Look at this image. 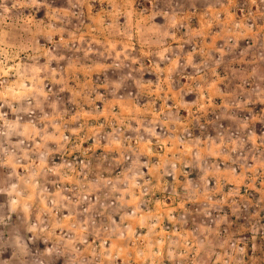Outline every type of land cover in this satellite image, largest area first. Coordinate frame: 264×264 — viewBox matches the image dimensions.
<instances>
[{"label": "rangeland", "instance_id": "rangeland-1", "mask_svg": "<svg viewBox=\"0 0 264 264\" xmlns=\"http://www.w3.org/2000/svg\"><path fill=\"white\" fill-rule=\"evenodd\" d=\"M117 143L124 161L105 149ZM33 146H51L50 219L66 216L58 194L96 225L92 210L116 198L78 180L149 176L143 146H168L189 155L168 173L195 178L182 189L193 218L225 241L264 242V0H0V228L40 206L23 178L40 169ZM169 190L152 206L178 208L181 188Z\"/></svg>", "mask_w": 264, "mask_h": 264}, {"label": "crops", "instance_id": "crops-1", "mask_svg": "<svg viewBox=\"0 0 264 264\" xmlns=\"http://www.w3.org/2000/svg\"><path fill=\"white\" fill-rule=\"evenodd\" d=\"M205 21L209 20L205 19ZM95 83L93 82V90ZM99 86L101 85L98 83L97 87ZM107 96L106 92L105 95L99 93L92 101L102 99L104 102ZM109 101L108 99L107 105ZM122 105L121 103L118 106L124 114L126 108ZM111 108L115 106L112 105ZM105 114L107 113H102L109 117L112 112ZM119 145V143L108 145L105 149L119 152L121 156L123 154L124 161L128 149L126 146L120 148ZM158 147L143 146L142 148L143 156L156 162L151 166L152 174L149 176L140 173L133 175L132 178L110 177L109 173L105 174L101 171V174L95 177L92 175L90 179L74 180H78L83 186L90 185L88 189L100 193L103 199L116 198L113 200L116 201L113 203L114 206L108 203L106 208L97 206L92 210V215L97 218L102 217L98 218L100 221L95 225L94 222L88 224L79 222V216L74 213L73 206L67 202V197L58 194H55L57 202L64 207L62 212L66 216L49 218L52 214L46 210V204L49 203L50 196L46 194L45 187L55 179L47 172L49 156L52 153L51 146H33L28 151L37 153L36 161H40V169L34 174L27 172L23 178L28 182L32 180L39 184L36 197L40 206L22 207L18 214L12 213L9 223L0 228L5 231L3 232L5 239L0 240V261H4V264H13L17 260L22 264H264V242L256 238L252 243L243 245H237L233 240L225 241L219 234L211 233L221 229L216 226L211 228V225L193 218L195 211L188 204L189 198H186L187 193L182 189L187 188L191 181L194 183L195 178L189 179L182 174L171 176L168 173L170 167L176 166L175 161L182 160L180 164L182 167L188 165L189 155L170 154L168 146H160L165 150L161 153L162 150L159 151ZM199 154L200 151L197 157ZM142 165L141 163L136 168H142ZM145 179L153 187L151 190L156 189L149 191L150 196L141 194V188L147 183ZM67 180L70 181L71 178ZM110 182L115 185L111 186ZM173 186L181 188L178 192L182 203L178 208L163 207V210H158L152 206L155 205L151 201L153 192L158 190L172 192L169 188ZM99 187L101 190H96ZM144 199H150L151 203L148 206L143 204ZM198 201L199 196L193 195L192 203ZM10 204L14 206V203ZM21 215H24V218L19 224L15 218ZM40 220L43 221L42 224L39 223ZM143 229L150 233L148 236L145 234L147 238H142L139 234V237H136L135 232L141 233ZM162 231H167L169 239L161 237ZM241 249L243 251H240Z\"/></svg>", "mask_w": 264, "mask_h": 264}, {"label": "clouds", "instance_id": "clouds-1", "mask_svg": "<svg viewBox=\"0 0 264 264\" xmlns=\"http://www.w3.org/2000/svg\"><path fill=\"white\" fill-rule=\"evenodd\" d=\"M53 171H55V170H53ZM13 187H14V189H15V187H16V186H13ZM41 211H44V209H41ZM39 223H41V224H42V223H43V221H42V220H40V221H39ZM240 251H243V250L241 249ZM0 264H4V261H0ZM13 264H22V262H21V261H19V260H17V261H14V262H13Z\"/></svg>", "mask_w": 264, "mask_h": 264}]
</instances>
